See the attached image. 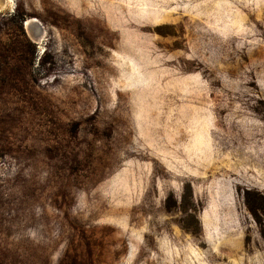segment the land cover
<instances>
[{
    "label": "rangeland",
    "instance_id": "374dc122",
    "mask_svg": "<svg viewBox=\"0 0 264 264\" xmlns=\"http://www.w3.org/2000/svg\"><path fill=\"white\" fill-rule=\"evenodd\" d=\"M13 1L0 264H264V0Z\"/></svg>",
    "mask_w": 264,
    "mask_h": 264
},
{
    "label": "bare ground",
    "instance_id": "6f19581e",
    "mask_svg": "<svg viewBox=\"0 0 264 264\" xmlns=\"http://www.w3.org/2000/svg\"><path fill=\"white\" fill-rule=\"evenodd\" d=\"M14 9L15 3L13 0H0V12H13ZM26 27L28 28L30 34L37 39L39 44H44L46 30L40 25V22L36 18L26 20Z\"/></svg>",
    "mask_w": 264,
    "mask_h": 264
}]
</instances>
